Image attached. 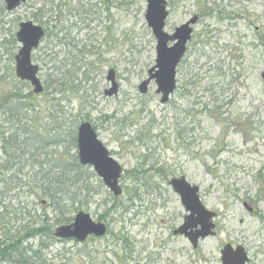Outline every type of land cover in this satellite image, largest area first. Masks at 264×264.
<instances>
[{
    "label": "rangeland",
    "instance_id": "obj_1",
    "mask_svg": "<svg viewBox=\"0 0 264 264\" xmlns=\"http://www.w3.org/2000/svg\"><path fill=\"white\" fill-rule=\"evenodd\" d=\"M36 1L0 17V160L3 139L17 134L20 146L44 164L34 165L27 154L17 188L6 196L7 204L27 209L13 229L49 225L51 236L21 243L29 256L40 255L34 264H222L228 244L244 247L248 264H264V0H168V34L199 19L166 104L155 82L147 94L139 91L157 59L147 0H41L46 11L61 12L43 20L49 34L33 62L45 89L46 80L51 86L35 95L16 76L21 46L13 39L19 25L32 20ZM99 24L110 27L105 47L89 39L107 35ZM59 39H74L76 48ZM55 57L60 66L79 63L66 89L59 76L51 78ZM111 70L119 90L108 97ZM83 122L122 166L123 194L114 197L91 166L80 164L84 174L72 189L75 199L96 222L103 217L108 233L79 244L54 237L59 217L29 178L41 169L55 172L59 161L71 168L78 156L72 137ZM182 176L200 188L203 204L217 215L216 235L197 249L174 235L188 214L169 183ZM77 214L67 215L70 224ZM0 264L16 263L0 257Z\"/></svg>",
    "mask_w": 264,
    "mask_h": 264
},
{
    "label": "water",
    "instance_id": "obj_2",
    "mask_svg": "<svg viewBox=\"0 0 264 264\" xmlns=\"http://www.w3.org/2000/svg\"><path fill=\"white\" fill-rule=\"evenodd\" d=\"M8 12H12L29 0H2ZM167 0H147L145 19L148 27L157 41L156 65L148 73V79L139 86L142 94H147L149 86L154 81L156 93L161 95V103L166 104L177 89V69L187 53V46L193 35V26L198 17H193L184 25L175 29L170 35L165 31L170 12ZM45 37L43 27L32 21L23 22L19 26L16 39L21 45L16 61V76L22 82H27L36 95L42 94L45 89L39 79L40 67L33 63V52L39 49ZM107 80L112 88L106 91V96L117 95L119 86L116 82V72L111 70ZM77 147L79 162L83 166L93 167L96 175L114 197H120L123 189L120 180L123 175L122 166L111 156L109 150L99 140L97 132L89 122L80 124L77 133ZM173 191L180 197L181 203L188 215L174 235L184 236L192 247L197 249L201 240L216 235L215 219L217 215L209 211L203 204L200 188L188 182L183 176L170 181ZM108 233V227L102 222H96L91 215L84 211L79 212L73 223L56 228L54 236L59 240H72L85 243L90 237L103 238ZM222 264H248V252L242 246L226 245L221 252Z\"/></svg>",
    "mask_w": 264,
    "mask_h": 264
},
{
    "label": "trees",
    "instance_id": "obj_3",
    "mask_svg": "<svg viewBox=\"0 0 264 264\" xmlns=\"http://www.w3.org/2000/svg\"><path fill=\"white\" fill-rule=\"evenodd\" d=\"M4 6H1L0 17H2L6 12V7ZM46 7V2L37 0L32 6L34 13L31 21L44 26L46 23H44L43 20L48 13H51L52 15L56 14L58 17L61 12L59 10L60 7H58L60 12L54 11L53 7L51 10L46 11ZM46 31V37H48V29ZM55 37L56 39L59 38V34H55ZM59 40L62 41V39ZM13 43H17L16 38L13 39ZM66 46L74 47L72 43H66ZM85 49V47L81 49L80 53H86L87 51H85ZM56 59L57 58L55 57L49 61V64H53V67L50 68V70H52L51 78L59 76L60 79L59 82H57L59 87L66 89L67 86H70L71 83L74 82L72 70H74L75 67L79 65V63H70V61L67 63L62 62L60 66L56 64ZM45 83L46 90H49L51 85H49L48 80H46ZM31 96L32 95L29 94L28 97ZM3 141L4 145H6L4 146L3 150L4 160H0V257L16 264H34L35 259H40V255L38 256V252H35L33 256H29V250L23 248L21 243L23 240H29L30 238L36 237L37 235L51 236L49 235V225L46 223L47 225L40 228H30L29 226H25L22 229H13V222L22 221L21 216L26 213L25 210L27 209L19 205L7 204L6 196L10 195L17 188L19 180L18 177L23 172L22 160L27 154H30L34 165L39 164V166L43 167L44 164L37 161V155L31 153L28 149L21 147L23 143L20 141L17 134H11L10 136L4 138ZM72 145L74 148L77 146V139L74 136L72 137ZM18 152H20V154H18ZM64 165H66L64 162L59 161L57 164L58 169L55 172L52 170L43 171L41 169V171L36 175V178L33 180L29 178V181L35 188L41 187L40 189L43 194V197L41 198L48 199L49 207L53 208L54 213L59 217L58 223L61 225H68L71 223L69 221H72V219H69L67 215L73 212H81L83 206L82 202L75 199V194L73 193L72 189L75 188L77 182L80 183L82 181L80 180V176L84 173L81 172L82 166L79 163L78 156H75L73 163L68 165L71 168L67 169V167ZM73 173L76 174L71 177ZM70 195L72 196L70 197ZM103 220V217H100L99 221ZM31 221H37L36 217L31 219ZM23 232H26L27 235H24V237L21 238ZM49 240L50 244L52 245L54 238L49 237Z\"/></svg>",
    "mask_w": 264,
    "mask_h": 264
},
{
    "label": "flooded vegetation",
    "instance_id": "obj_4",
    "mask_svg": "<svg viewBox=\"0 0 264 264\" xmlns=\"http://www.w3.org/2000/svg\"><path fill=\"white\" fill-rule=\"evenodd\" d=\"M104 8H106V3L104 4ZM106 19V18H105ZM98 27V30L100 31V33L103 31V32H106L107 33V35L106 34H104V36H103V40H101V39H99L100 37H98V35H99V33H97L96 35H95V37L93 36V35H90L89 36V39L91 40V41H94V43H96V40H98V44H99V46L100 47H105V45L110 41V39H109V34H110V27H105L104 25L102 26V25H98L97 26ZM94 31V30H93ZM95 38H96V40H95ZM62 41L63 42H65V43H74L75 42V40L74 39H69V40H66V39H62ZM61 41V42H62ZM67 41V42H66ZM62 42V43H63ZM66 45V44H65Z\"/></svg>",
    "mask_w": 264,
    "mask_h": 264
}]
</instances>
